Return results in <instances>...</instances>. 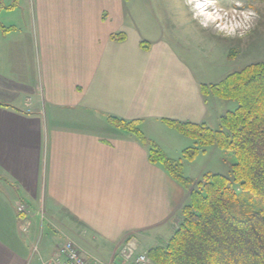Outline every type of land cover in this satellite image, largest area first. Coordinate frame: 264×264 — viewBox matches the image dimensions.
I'll return each mask as SVG.
<instances>
[{"label": "crops", "instance_id": "crops-1", "mask_svg": "<svg viewBox=\"0 0 264 264\" xmlns=\"http://www.w3.org/2000/svg\"><path fill=\"white\" fill-rule=\"evenodd\" d=\"M124 2L27 0L25 22L0 23V264L49 257L59 242L31 253L45 229L92 264H131L124 245H163L180 219L187 189L107 116L137 120L161 149L179 147L163 119L207 122L208 96L178 52L151 38L148 15L141 31L126 21ZM103 244L108 262L95 257Z\"/></svg>", "mask_w": 264, "mask_h": 264}, {"label": "trees", "instance_id": "trees-1", "mask_svg": "<svg viewBox=\"0 0 264 264\" xmlns=\"http://www.w3.org/2000/svg\"><path fill=\"white\" fill-rule=\"evenodd\" d=\"M2 7L6 6L0 3ZM113 37L121 40L124 35ZM200 91L203 96L236 100L237 106L219 117L215 129L205 123L163 119L194 141L180 159L168 157L146 139L137 120L107 116L111 125L146 144L149 162L162 165L188 191L172 235L146 253L154 264H264V59L227 73L218 82L201 84ZM207 146L233 153L230 174L185 176L182 160H191ZM254 200L263 209L239 211L241 202Z\"/></svg>", "mask_w": 264, "mask_h": 264}, {"label": "rangeland", "instance_id": "rangeland-1", "mask_svg": "<svg viewBox=\"0 0 264 264\" xmlns=\"http://www.w3.org/2000/svg\"><path fill=\"white\" fill-rule=\"evenodd\" d=\"M195 2V0H125L123 15L126 12V21L129 23L134 21L138 24V31L143 28L140 22L141 18L143 16L146 18L145 15H148L149 19L153 21L151 34L154 33V37L151 38H164L173 50L178 52L176 54L190 69L195 80L201 84L218 82L227 73L240 69L248 63L264 59L263 1L239 0V7H237L236 0H214L215 4L222 9L218 14L223 17L222 20L214 22L205 21L202 16L194 17L196 10L192 5ZM0 3L4 6H12L11 8L0 9L1 25L8 23L9 20H15L17 23L20 21L19 24L25 22V20L20 19L23 17L21 9L26 5L27 0H0ZM9 9H16V12L6 13ZM127 10L132 13L134 19L131 18ZM205 11L210 12L212 9H205ZM248 12H254L256 15L250 17V27L236 29L237 33L244 31L245 34L242 37L239 35H225L221 29L216 27L217 24L223 25L234 19L235 22H239L240 13ZM224 13H228V15L224 16ZM201 21H205L207 26ZM0 29L2 30V28ZM148 42L143 38L141 43L143 47H147ZM207 96L208 113L205 124L215 129L218 128L219 117L226 111L234 110L237 102L232 99ZM139 128L141 129V127ZM171 131H175L172 133H177V135H180L178 137H182V143L177 142L179 147H176L174 145L176 142L174 143L171 140L164 142L162 140L161 142L165 145L167 142L171 143L168 146L166 145L167 147L164 145L162 150L168 157L180 159L182 150L193 146L194 141L191 138H184L175 129ZM144 136L148 139L146 135ZM163 136L160 135L159 137ZM234 161L231 151L220 150L215 146H207L204 151H199L191 160H182V173L192 179H200L206 172H218L228 176ZM243 209L259 210L263 209V206L256 200L251 201L250 204L241 202L239 211L241 212ZM63 238L62 235H52L49 230L45 229L44 232L36 236L31 250L34 255L40 251L43 254L42 257H45L48 254L47 249L41 248L45 245L52 248L54 242H63ZM98 249L95 253L96 259L108 262V254L111 252L110 246L103 244V247L99 246ZM35 264H40L37 257Z\"/></svg>", "mask_w": 264, "mask_h": 264}, {"label": "built area", "instance_id": "built-area-1", "mask_svg": "<svg viewBox=\"0 0 264 264\" xmlns=\"http://www.w3.org/2000/svg\"><path fill=\"white\" fill-rule=\"evenodd\" d=\"M19 213L25 211V205L17 207ZM23 232L26 228L23 227ZM35 247L33 248V250ZM31 253L34 254L31 250ZM121 256L125 261L132 259L131 264H154L146 252L135 253V247L130 243L121 249ZM40 264H92L83 254L79 247L70 240L58 243L49 257L40 261Z\"/></svg>", "mask_w": 264, "mask_h": 264}, {"label": "clouds", "instance_id": "clouds-1", "mask_svg": "<svg viewBox=\"0 0 264 264\" xmlns=\"http://www.w3.org/2000/svg\"><path fill=\"white\" fill-rule=\"evenodd\" d=\"M237 7H239V0H236ZM192 7L196 10L194 12V17H204L205 21L214 22L217 20H222L223 17H221L218 12L222 11L218 5L215 4L214 0H196V2L192 5ZM205 9H212L210 12H206ZM228 13H224V16H227ZM256 14L254 12H248V13H240V20L239 22H235V19L233 21H230L229 23H224L223 25L217 24L216 27L221 29V31L225 35H239L244 36V31H241L239 33L236 32V29H246L247 27H250L249 20L250 17L255 16ZM205 21H201V23H204L205 26H207V23Z\"/></svg>", "mask_w": 264, "mask_h": 264}, {"label": "bare ground", "instance_id": "bare-ground-1", "mask_svg": "<svg viewBox=\"0 0 264 264\" xmlns=\"http://www.w3.org/2000/svg\"><path fill=\"white\" fill-rule=\"evenodd\" d=\"M196 1V0H195Z\"/></svg>", "mask_w": 264, "mask_h": 264}]
</instances>
